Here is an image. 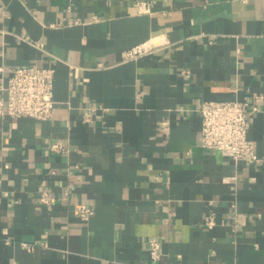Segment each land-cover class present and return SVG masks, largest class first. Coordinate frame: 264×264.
I'll list each match as a JSON object with an SVG mask.
<instances>
[{"label": "crops", "instance_id": "1", "mask_svg": "<svg viewBox=\"0 0 264 264\" xmlns=\"http://www.w3.org/2000/svg\"><path fill=\"white\" fill-rule=\"evenodd\" d=\"M139 1L0 0V82L54 67L51 116L0 117V264H264V0ZM247 92L259 159L203 147Z\"/></svg>", "mask_w": 264, "mask_h": 264}, {"label": "built area", "instance_id": "2", "mask_svg": "<svg viewBox=\"0 0 264 264\" xmlns=\"http://www.w3.org/2000/svg\"><path fill=\"white\" fill-rule=\"evenodd\" d=\"M139 9H147V2H138ZM26 37V36H25ZM148 49L146 44H136L123 52L125 58L143 54ZM1 69V67H0ZM71 72L75 66L70 65ZM54 67L30 63L14 66L9 74L0 82V117L10 115L15 117L29 116L48 118L52 114ZM257 94L244 93L241 97L229 99H205L198 107L201 116L200 141L205 148L222 150L232 158L245 159L253 162L259 159L254 140L248 135L251 117L260 110ZM89 106L84 110V116L89 118ZM40 200L48 202V194L41 191ZM78 214L86 218L92 213L87 204L81 203L77 208ZM207 225L214 223L211 216ZM6 242L9 240L6 239ZM148 250L150 256L156 258L159 253L160 239L156 236L149 238ZM26 248L33 244L21 242Z\"/></svg>", "mask_w": 264, "mask_h": 264}]
</instances>
